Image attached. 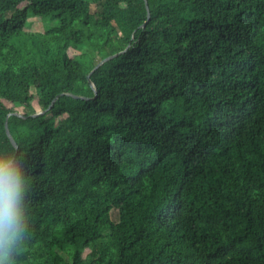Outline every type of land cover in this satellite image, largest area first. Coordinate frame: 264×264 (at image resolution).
Segmentation results:
<instances>
[{"label":"trees","instance_id":"1","mask_svg":"<svg viewBox=\"0 0 264 264\" xmlns=\"http://www.w3.org/2000/svg\"><path fill=\"white\" fill-rule=\"evenodd\" d=\"M146 3L0 0L4 264H264V0Z\"/></svg>","mask_w":264,"mask_h":264},{"label":"clouds","instance_id":"2","mask_svg":"<svg viewBox=\"0 0 264 264\" xmlns=\"http://www.w3.org/2000/svg\"><path fill=\"white\" fill-rule=\"evenodd\" d=\"M22 188L17 170L9 166V162L0 160V264H4L10 245L20 232L18 207Z\"/></svg>","mask_w":264,"mask_h":264},{"label":"rangeland","instance_id":"3","mask_svg":"<svg viewBox=\"0 0 264 264\" xmlns=\"http://www.w3.org/2000/svg\"><path fill=\"white\" fill-rule=\"evenodd\" d=\"M26 30L32 31V32L42 31L43 30V24L38 18H34V17L30 18L28 20V23H27V26H26ZM68 55H69L70 58H73V57H76V56H80L81 53L70 49L68 51ZM38 86H39V84L36 81L33 82L32 85H31V92L35 96L34 100L31 103V107H32L31 110H30L31 113H40L42 111V109H44V107H43V105L41 104V101H40L39 91L37 89ZM82 100L83 99H79L78 101H73V105L81 104ZM5 104L9 108H13L15 112H18V113H21V114L26 112L24 110V107H23V105H22L20 100H17L14 103L5 102ZM48 117H50V115H48ZM56 123L58 124L59 120H57ZM115 216H116V212L114 211V212H112V218L114 219ZM86 254H87V251H85L84 256Z\"/></svg>","mask_w":264,"mask_h":264},{"label":"water","instance_id":"4","mask_svg":"<svg viewBox=\"0 0 264 264\" xmlns=\"http://www.w3.org/2000/svg\"><path fill=\"white\" fill-rule=\"evenodd\" d=\"M144 2H145L146 10H147V16L149 17L148 7H147L146 0H144ZM143 26H144V24H143ZM124 51H125V50H124ZM124 51H122V52H124ZM122 52H120V53H122ZM117 55H118V54L110 55V56H108V57L102 59L101 61H99V62L95 65V67L93 68L92 72L95 71V70H97L102 64H104L105 62H107V61L113 59V58L116 57ZM87 79H88V81H89V83H90V86L93 87V84L90 82V75L87 76ZM68 95L71 96L72 98H75V99H83V100L86 99L85 97H78V96L70 95V94H68ZM13 114H14V115H17V116H19V117H23L22 114H21V113H18V112H15V113H13ZM39 114H40V113H36V114L31 115V116L34 117V116H37V115H39ZM10 115H12V114H10ZM6 132H7V135H8V137H9V139L11 140L12 144H13L16 148H18V144L16 143L15 139L13 138V136H12V134H11V132H10V129H9L8 123H6ZM9 165H10V164H9Z\"/></svg>","mask_w":264,"mask_h":264}]
</instances>
